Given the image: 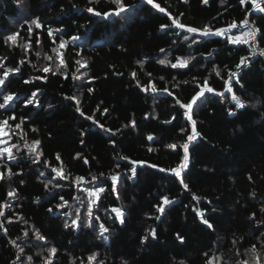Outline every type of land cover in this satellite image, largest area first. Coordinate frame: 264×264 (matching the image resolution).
Wrapping results in <instances>:
<instances>
[{
    "label": "trees",
    "instance_id": "trees-1",
    "mask_svg": "<svg viewBox=\"0 0 264 264\" xmlns=\"http://www.w3.org/2000/svg\"><path fill=\"white\" fill-rule=\"evenodd\" d=\"M123 3L126 11L104 16L118 10L112 0H0V76L6 68L20 69L0 87V103L4 95L15 96L0 109V121L16 117L4 137L16 159L5 153L0 165L22 173L0 180V264H29V257L31 264H257V257L264 264V58L231 77L246 47L228 37L242 30L202 36L172 24L177 19L215 31L248 18L264 48V13L240 0ZM17 32L15 44L6 42ZM177 58L190 63H159ZM45 66L52 71H41ZM230 77L243 109L226 90ZM205 81L215 91L205 92L190 113L198 137L182 170L185 189L170 170L182 162L192 121L176 101L188 103ZM35 141L39 156L28 147ZM99 188L98 196L88 195ZM164 196L173 202L162 204ZM113 209L124 213L123 223ZM77 212L80 226H71ZM101 223L108 232L101 234ZM36 232L46 240H37Z\"/></svg>",
    "mask_w": 264,
    "mask_h": 264
},
{
    "label": "snow or ice",
    "instance_id": "snow-or-ice-1",
    "mask_svg": "<svg viewBox=\"0 0 264 264\" xmlns=\"http://www.w3.org/2000/svg\"><path fill=\"white\" fill-rule=\"evenodd\" d=\"M112 2L117 5V9L118 10H116L114 13L113 12L103 13L104 16H110V15H113V14L119 15L121 12H124V11L127 10L125 4L123 3V0H112ZM184 2L186 3L187 0H184ZM203 2L207 3V0H203ZM249 2H251L253 10H256V11H259L261 13H264V6H261L257 2V0H240V3L242 5H246ZM147 3L153 4V0H147ZM153 6L158 8L161 12L165 11L163 8L160 7L159 4H154ZM88 11L89 12H94V14L97 15V16L102 15L100 12L95 11L93 8H88ZM248 15H251V12H249ZM32 23H34L37 28L41 27V24H40V22L38 20H33ZM172 24L178 29L186 30L187 32L193 33V34L199 33L202 36H209V35L224 36V35H226L227 32L231 31L232 29H235L238 26H243V27L247 28L248 30L243 32L241 35H234V36H229L228 37V39H229V41L231 43L237 44V45H239V44L250 45L251 43L256 41L257 35L260 33L259 28L255 27L254 25H251L247 18L244 21L241 22V25H238L236 22H233V23H231L229 25V27L227 29H217L215 31H213V29L211 27H208V26H206L203 30L196 29L194 27H186L185 25L181 24L177 19H173L172 20ZM167 27H169V25H162L161 26L162 29L163 28H167ZM28 31L31 32V28H29ZM18 35H19L18 32L14 33V34H11V35H8L6 37V42L11 41L13 44H15L16 41H17ZM48 35L49 36L53 35V32H52L51 29L48 31ZM74 39H76V37H74ZM184 39L187 40V39H189V37L185 36ZM53 43H55V40L53 41ZM64 47H65L64 42H61L60 43V48H64ZM53 51H56V49H53ZM162 51H163V49H162ZM254 51H255V48H253V52ZM261 54L264 55V50L261 51ZM47 59L48 60H52V57L49 56V57H47ZM190 59H195V57H191ZM190 59L177 58V62L176 63H171L170 61L160 60L159 63L160 64L170 63L172 68H186L188 66V64L190 63ZM21 63H23V61H21ZM77 63H80V62L77 61ZM247 63H249L248 57H242L241 60H240V63L237 65V68L245 66ZM60 65L64 66V67L67 66L65 64V61L63 60L62 54H61V58H60ZM84 66H86V64ZM0 68H4V65L0 64ZM40 70L43 71L44 73L52 71V69L49 68L48 66H45V67H43ZM19 71H20L19 67L4 69L2 76H0V87L4 86L5 80L7 79L8 75L10 73H13V72L18 73ZM216 74L219 75V72L217 71ZM132 75H133V77H135V73H133ZM235 76H236L235 73L231 74V77H235ZM231 77H230V79L227 82V89L226 90H227L228 93H231V99L235 103L236 108L243 109V108L246 107V103L238 95H236L235 92L233 91V87L231 86V84H232ZM40 78L41 77H37V79H40ZM65 78H67V77H65ZM25 83H29V81H25ZM236 83H239L238 79L236 80ZM240 87L242 88L243 85L241 84ZM151 90H152V92H156L157 91V88L155 87V85L151 86ZM89 91H91V89H89ZM145 91H147V88H145ZM214 91L215 90L212 87L208 86L207 81H205L203 86H202V90L200 92H198L197 95L194 96L188 103L184 104V103H181L179 100L176 101V103H178L181 108L186 109L185 115L187 116V119L189 121H192L191 133L187 136V140L181 146L182 149H183V153H184L182 162L179 164V166L177 168H174V169L170 170L171 172H173L175 174V176L177 178H179L180 184L183 185V187L185 189L188 188V185L184 183V179H183V176H182V170L186 169L187 166H188V160H189L188 148H189V143L198 137V133L196 131L195 121L192 120V116H191L190 113H191V110L193 108V105L197 102V100L200 97L205 95V92L212 93ZM216 94L217 95H221V96L224 95L223 92L216 93ZM35 95L36 94L33 93V98L35 97ZM14 99H15L14 94L9 93L7 95H4L3 96V101L4 102L0 103V109L7 108V106ZM33 102H34V99H29L27 101V104H32ZM77 104H79V101H77ZM76 110L78 112H80V114L82 116L84 115V113L80 111L79 107H77ZM105 111H107V110H105ZM230 114H235V113H230ZM87 118L88 119H92L91 117H87ZM173 119H175V117H173ZM10 120H13V121L16 120L15 115H11L7 119H4V120L0 121V158H3L5 153H6L8 160H14V159H16V156L14 155V153L12 151V148L5 146V145L9 144L10 141L4 139V137H6V136H8L10 134L9 131H8L10 129V125H9V121ZM93 122L95 123V121H93ZM132 126H135V122L134 121L132 122ZM16 127L19 128L20 125L17 124ZM33 130L35 131V129H33ZM148 139L151 140L152 137H148ZM39 143H40L39 141H35L34 144L28 146L30 151L32 153H35L37 156H39V153L37 152V148L39 146ZM13 147H16V146H13ZM169 147L175 149L176 145L173 144V145H170ZM57 159H59V157H57ZM133 163H135V162H133ZM0 167H3V168L6 169V171H0V180L4 179L5 176H7L8 178H11V176L16 175V174L22 175V173H13L11 171V169L7 167L6 164L5 165H0ZM153 167H156V166L153 165ZM53 171H57V169L54 168ZM131 171H132V174L135 175L136 169L132 168ZM160 171H165V169H160ZM41 175H43V173H41ZM58 175L61 178H64V173L62 171L58 172ZM95 179H96V177H93V180H95ZM249 179H251V177H249ZM82 180H83L82 177H78L77 178L78 182H80ZM111 180L113 182H115V181L118 180V177L117 176H112ZM21 183H23V181H21ZM45 187H47V185H45ZM113 190H115L114 186H113ZM103 191H104L103 188H99L96 191L89 192L88 195L89 196H98V193L99 192H103ZM7 195L9 197H12V196L16 195V192L13 189L12 191H9ZM253 195H254V193H253ZM61 199H63V197H61ZM161 200H162V204H164V205L170 204V203L173 202V201L169 200V198L167 196L162 197ZM95 202L96 201L93 200L90 203H95ZM58 207H62V205H58ZM157 210H158L159 213L163 214L164 207L158 205L157 206ZM49 211H51V209H49ZM112 211H114L117 214V216L120 218V223H123L124 222V220H123L124 213L120 209H113ZM262 211H264V209H262ZM3 215H4V213L0 212V216H3ZM87 215H88V217L92 216L91 208L87 209ZM200 217H201V220H202V222L204 224H206L209 228H212L211 223H209V221L207 219H204V214L202 212L200 213ZM96 219L99 220V217H96ZM157 219H159V217H157ZM252 219H255L254 214H253ZM79 221H80V215H79V212H77L75 218L72 219V225L71 226L79 227L80 226L79 225ZM9 223H11V221H9ZM86 225L89 226V227L91 226V220L90 219L86 221ZM2 227H3V225L0 224V228H2ZM65 227H69V225L65 224ZM100 230H101V234L108 232V228H106L102 223L100 224ZM4 231L6 233L7 229H4ZM25 235H27V233H25ZM150 235L153 238H155V235H156L155 229L151 230ZM35 238L37 240H40V241L46 240V238L43 235H41L39 232L35 233ZM147 239H148V237L145 236L144 240L146 241ZM234 243H235V241H234ZM48 251H49L50 255L52 257H54L56 252H57V249L55 247H52ZM254 251H255V248H253V252ZM96 255H98V254H93V255L89 256V258H88L89 261L91 262V261L95 260ZM216 259L223 260L222 257H217ZM13 264H15V262H13ZM29 264H31V257H29ZM44 264H51V259H46L44 261ZM101 264H102V262H101ZM223 264H227V262L224 261ZM244 264H247V261H245ZM257 264H260L259 257H257Z\"/></svg>",
    "mask_w": 264,
    "mask_h": 264
},
{
    "label": "built area",
    "instance_id": "built-area-1",
    "mask_svg": "<svg viewBox=\"0 0 264 264\" xmlns=\"http://www.w3.org/2000/svg\"><path fill=\"white\" fill-rule=\"evenodd\" d=\"M257 2L262 6L264 4V0H257ZM248 19V18H247ZM249 20V19H248ZM250 22V20H249ZM251 25H253L251 22H250ZM239 30H242L243 32L247 31L248 29L243 27V26H238L237 27ZM242 32V33H243ZM241 33V34H242ZM239 34V35H241ZM234 35H237V34H230L229 36H234ZM246 47V54L244 57H248L249 59V63H247L245 66H242L240 68H237L233 73L236 74V76L245 68L249 67L250 65V61H253L259 57H263L264 58V55L261 54V51L264 50V48L260 45V42H259V38H258V35H257V39L255 42L251 43L250 45H245ZM253 48H255V51L253 52Z\"/></svg>",
    "mask_w": 264,
    "mask_h": 264
}]
</instances>
